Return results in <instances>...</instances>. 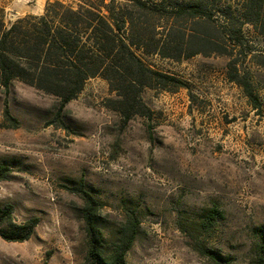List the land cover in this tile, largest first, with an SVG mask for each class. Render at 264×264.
Returning <instances> with one entry per match:
<instances>
[{"label":"rangeland","instance_id":"obj_1","mask_svg":"<svg viewBox=\"0 0 264 264\" xmlns=\"http://www.w3.org/2000/svg\"><path fill=\"white\" fill-rule=\"evenodd\" d=\"M3 4L8 25L34 15H23L27 4ZM223 15L211 14L215 29L188 18L180 26L187 35L209 30L217 38L226 31ZM159 19L150 25L166 24ZM243 34L242 45L234 33L222 42L232 56L176 61L136 51L150 68L183 83L176 92L144 91L151 118L126 122L101 78L65 108L19 80L9 90L0 82V163L11 168L0 181V209L11 207L17 225L38 221L28 241L0 236V264H89L81 188L101 202L108 242L136 209L141 226L127 264H213L197 252L198 242L231 264H254L264 236V35L251 24ZM233 72L259 108L231 80ZM215 204L223 217L203 234L198 225Z\"/></svg>","mask_w":264,"mask_h":264},{"label":"trees","instance_id":"obj_2","mask_svg":"<svg viewBox=\"0 0 264 264\" xmlns=\"http://www.w3.org/2000/svg\"><path fill=\"white\" fill-rule=\"evenodd\" d=\"M74 0L65 3L49 0L42 15H27L8 25L0 12V82L9 90L19 80L61 100V108L78 98L91 79L108 82L115 94L114 108L126 122L136 116L151 118L152 111L143 100L146 89L176 92L183 83L174 77L150 68L136 51L156 54L181 61L197 54L231 55L222 42L232 38L243 44L245 25H253L264 35V0ZM228 6H224L228 4ZM213 11L224 14L226 31L217 38L209 30L201 36L187 35L180 21H215ZM165 25H150L154 18ZM236 26V27H235ZM149 28L152 30L150 31ZM204 28L207 27L204 25ZM236 28V29H235ZM261 28V29H260ZM138 33H140L138 35ZM231 80L244 88L245 94L259 108L251 87L239 79ZM11 168L0 163V181L7 180ZM82 215L89 239V264H127L141 222L136 209H128L115 239L108 242L102 224V204L81 188ZM223 215L217 204L208 210L199 223L206 234L216 228ZM38 221L25 225L12 221V208L0 209V236L6 241L25 242L34 234ZM256 246L257 260L264 264V236ZM202 257L213 264H231L216 250L198 242Z\"/></svg>","mask_w":264,"mask_h":264},{"label":"crops","instance_id":"obj_3","mask_svg":"<svg viewBox=\"0 0 264 264\" xmlns=\"http://www.w3.org/2000/svg\"><path fill=\"white\" fill-rule=\"evenodd\" d=\"M9 1V8L10 6L17 5L18 4H27L28 7L24 6L23 8L26 7V9H23V15L26 14H34V15H41L44 13L46 4L48 0H35V3L32 5L31 3L33 2L32 0H7ZM5 0H0V6L5 5L3 4Z\"/></svg>","mask_w":264,"mask_h":264}]
</instances>
